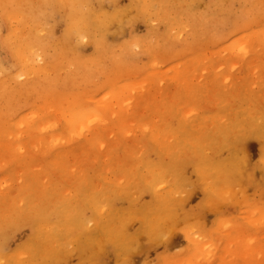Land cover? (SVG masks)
I'll use <instances>...</instances> for the list:
<instances>
[{
  "label": "bare ground",
  "instance_id": "bare-ground-1",
  "mask_svg": "<svg viewBox=\"0 0 264 264\" xmlns=\"http://www.w3.org/2000/svg\"><path fill=\"white\" fill-rule=\"evenodd\" d=\"M178 1H181L180 2L181 5L177 4V3H179ZM194 1H198V0H128V3H127L128 8L124 9L121 7L122 9H120V8H117L118 6L116 5L117 4L116 0H0V19L5 20L9 23V28L7 27L8 33H6V31L4 33H2L5 36H3L4 38H2L1 37L2 35H0V37H1L0 40L4 44H6L5 47L9 50V53L11 55L10 59L13 60L12 59V57H13L16 60L15 63L11 62L9 64H5V62L1 60L2 58H0V93L2 94L3 92H9L11 89L13 90V89L18 88L17 92L21 96L22 95L26 96L24 93L25 92L28 93L31 91L27 87L32 82L30 79L34 78L35 76H36L35 78L41 76L42 78L39 77L38 81L40 82V80H41L43 84H46V86L49 84L52 85L53 83L56 84L55 82H58L57 77L59 74L58 71H59V60H61L60 58H62V57L66 58L67 57V56L65 57V55L68 52L67 53H65V52H66V50L68 51V49H69V52L71 50L73 52L72 48H75L74 51L76 52V50H78L77 45H79L80 42L86 41V40L90 41L89 43H91L96 49H99L100 52H102V53L107 52L109 54L110 58H112L111 60L113 61L114 67L116 69H118V68H120V66L122 64L121 63L122 61L124 64H126V62H127V61L125 62L126 55H132L131 54L133 51L132 50V44H134V42L132 43V41L129 40V42H131L130 44L118 45L117 47H120V49L118 50L119 52L118 51L117 52L121 56L118 55L120 57L116 56L117 58H115L116 53L113 52L114 50H112V51L107 50L109 47L105 48V46H106L107 38H109V37L113 38L114 35L120 34V31L121 30L123 31L122 28L125 26L123 24L124 23L129 24V22L125 19V16L127 13L128 14L130 13L131 15H133L134 19H135V17L137 18L138 16H139L138 18L140 19V15L145 17L148 14V16H149V14H151V13H155L159 16L160 12H161V13L167 15V13L165 12L167 10V8H170V10L168 9L167 12L172 11L171 7L173 5L175 6L177 4L179 7L178 10H180V9L183 10V8L185 7L187 10L186 9H184V10H186L188 12V13L187 12L185 13L186 15L184 14V12H183V14L180 13V15L182 14V15L187 16V14H189V12L191 13L190 10L192 9L191 15L193 14L192 15V17H193L194 15H196L193 13V12H196V11H194L196 8L193 9V5L195 3ZM227 1L232 3V0H227ZM249 1H251L252 4L253 3L256 5L258 4L257 6H255L258 13L260 11L264 10V8H262V7L260 10L257 9L260 7V5L262 6V4H264L261 2V0H242V2H243L242 7L247 6V3ZM104 2L106 4L112 6V8L109 9V8H107L108 5H106V9H105L104 5H103ZM202 2H204V1H202ZM223 2H224L223 0H207L206 4L202 3L203 5L205 4V6H203L205 8V12L203 10V13L200 14L201 18H200V16H198V19L200 18V24L207 25V23L209 21V20L207 21V18H209L211 16L214 18L215 21H216V18H218V19H219V17L221 18L222 15H224V13H226L228 11V8L223 7V4L225 3V2L224 3ZM177 5L175 6L176 8H177ZM226 6H227V4H226ZM28 7H30L31 9L28 10ZM173 7H172V9H173ZM57 8L61 9L62 15H59V18H61L60 16H62L61 20L65 24V31L57 42L55 41V42L47 43L46 38L48 36H52L53 24L56 22L55 21L52 24V21H54L52 19H55L58 16V14L55 15V13L60 12L59 11L60 9L58 10ZM229 9H231V8H229ZM55 10H58L59 12H57ZM175 11L176 10H174V12ZM244 11L245 10L241 11V13H243ZM61 12H60V14H61ZM146 12H147V14H146ZM174 14H176V13H174ZM54 15L56 17H53ZM171 15H173V14H171ZM180 15H179V17H180ZM244 15H246V14H244ZM240 16H243V15H240ZM161 17H163V16H161ZM179 17L178 16L177 17L176 16H170V15L167 16V19H168L167 22L172 23V24H168V25H170V26L174 25L177 28L179 23H180V19H177ZM127 18H129V17H127ZM186 18L188 20V17H186ZM211 18H209V19H211ZM213 18H212V22H213ZM236 18H238V17H236ZM49 19H50V21H48ZM155 19H156V17H155ZM221 19H219V20H221ZM224 19H225V17H224ZM238 19H240V17ZM129 20H131V19H129ZM146 20H147V18H146ZM14 21L16 22V24H14L15 23ZM150 22L151 21H149L147 24H149ZM189 22H190V20H189ZM233 22H234V20H233ZM262 23H264V21H262ZM168 25H167V27H169ZM187 25L188 24H186L184 27V24L183 25L180 24V26H183V27H181V29L186 28ZM215 25H217V24L215 23ZM212 26H211V28H212ZM238 27H240V25H238ZM238 27H235V28H238ZM165 28H166V26H165ZM179 28H177V29L179 30ZM262 29H264V28H262ZM170 30H171V28H170ZM176 30L172 29L170 32L168 30V32L166 33L167 36L169 38H172V39H178V37H180V35L178 34L179 31L177 30V32H176ZM199 30L201 32V29H199ZM205 30L203 32H205ZM214 30H215V28H214ZM183 31H184L183 33H185V31H187V30L184 29ZM180 32H182V31H180ZM203 32H202V34H203ZM214 32H216V31H214ZM5 33L7 34V36ZM183 33H182V35H184ZM210 34H211V32H210ZM240 34H242V33H240ZM240 34H238L239 39H238V37L237 38L235 37V39H233L234 37H232L230 42L228 41V43L224 44V46L221 45V47L224 48V50H222V49L221 50L224 51V60L225 61H231L233 58L238 57V56L239 57L242 56L245 58L247 56L249 50H250L249 46L247 44H250L251 46L254 45L252 43L253 42L252 38H250L252 36L251 34L248 33L249 35H251L250 37H248L249 36L248 34H247L248 36H244L245 34L240 36ZM220 35H222V34H219V37H220ZM226 35H224L223 37L225 38ZM190 36H192V35H190ZM254 36H257V35H254ZM262 36H264V32H262L261 37ZM182 37H181V39L184 38V37L183 38ZM161 38L162 37L159 36L158 40H161ZM256 38H259V36ZM57 39H55V40H57ZM206 40H207V38H206ZM193 41H194V39L192 40V42ZM211 41H212V39H211ZM216 41L217 40L215 39V42ZM262 41H264V38H262ZM157 42H159V41H157ZM179 42H180V40H179ZM186 42H187V40H186ZM186 42H184V43H186ZM246 45L248 46V48ZM156 46H157V44H156ZM251 46H250V48L253 50V48ZM260 46H262V45H260ZM260 46H258V47H260ZM66 48H68V49H66ZM148 48H151V46H149ZM166 48H165V50H166ZM211 48H213V47H211ZM146 49H147V47H146ZM151 49H154V48L152 47ZM156 49L158 50V48H156ZM156 49L154 51L157 53ZM169 49L170 48H168V51H169ZM255 49L256 48H254V51H255ZM260 49H261V51L264 50V48H260ZM52 50H53V52H52ZM252 50H250L251 53L253 52ZM182 51L184 52V50H182ZM100 52H98V54H100ZM143 52L145 53V49ZM221 52L219 51V53H221ZM48 53L51 56L49 58H46ZM156 53L153 52L152 53L153 56ZM170 53H172V52H169L168 53L169 55H167V56L165 54L164 55L168 58V56H170ZM209 53H210V50H209L208 54ZM211 53H214V52L211 51ZM216 53L218 54V52H216ZM147 54H148V52H147ZM100 55L102 57V54H100ZM106 55L107 54H104V58L105 57L107 58ZM137 55H139V54H137ZM78 56L72 57L75 60H71L70 63L74 64L77 70H83L86 67L87 61L89 59H86L85 61L80 60L81 58H78ZM153 56H151V57H153ZM209 56H211V55L209 54ZM213 56L215 58L216 54L214 53L212 55V57ZM113 57L115 59H113ZM219 57L223 58V56H221V55L218 56L217 60H219V61H220ZM249 58H251V57H249ZM254 58L256 59V56ZM84 59H85V57H84ZM153 59H151V60H153ZM111 60L109 62H111ZM204 60H206V59H204ZM221 60L224 61L223 59H221ZM225 61L223 63H225ZM258 61H259V59H258ZM261 61H262V59H261ZM261 61H259V62H261ZM65 62H66L65 64L71 65L70 63H67L66 60H65ZM206 62H207V60H206ZM155 63L152 62L151 64L155 65ZM252 63H254V61ZM255 63H257V62H255ZM231 64H233V65L232 66L229 65L230 68L229 67L227 68L225 66L226 64L225 65L221 64L222 65V67H221L220 63L217 64L216 67L217 66L221 67V68L218 67L221 70H223L222 68L226 67V69H224L226 71V74H227V72L231 74L233 72L231 70V68L234 66L235 63H231ZM11 65H12V67H11ZM67 66H66V68H67ZM173 66H175V65H173ZM173 66H171V67H173ZM208 66H210V65H208ZM185 67H186V65H185ZM14 68H15V72L14 73L10 72ZM125 68H126V66H125ZM208 68L209 67H207V69ZM61 69H64V68H60V71H61ZM163 69H165V68H163ZM186 69H188V68H186ZM192 69H195V68L191 67L190 70H192ZM201 69H202L201 71L204 70L203 68H201ZM205 69H206V67H205ZM228 69H230V70H228ZM214 70H216V69H214ZM214 70L212 69V72H214ZM65 71L63 70V74ZM97 71H99V70H97ZM117 71L118 70H116V71L112 70L113 73H116ZM172 71L174 73L173 77L175 79L180 76V74H179L180 72L182 73V71L179 69H178V71L174 72V68H173ZM230 71H232V72H230ZM152 72H153V70H152ZM193 72H195V71H193ZM199 72H200V70H199ZM205 72H206V70H205ZM86 73H87V71H86ZM161 73L162 72H160V74ZM149 74H152L151 71H149ZM154 74H156V73H154ZM154 74H153V76H155ZM157 74L156 75L159 77L160 74L158 72H157ZM204 74H206V73H204ZM207 74H210V72ZM61 75H59V76H61ZM162 75H166V74H164V72H163ZM200 75L198 77H201ZM237 75H239V74H237ZM254 75H255V73H254ZM262 75H264V74H262ZM149 76H148V79H149ZM157 76H156V79H157ZM30 77H32V78H30ZM198 77H197V80H198ZM207 77L204 76L203 82L210 81L209 78L207 79ZM231 77L232 76H230V78ZM238 77L241 78L243 76H238ZM20 78H22L21 81H20ZM25 78H27V79H25ZM55 78H57L56 79L57 81L52 82L51 80H53ZM190 78H192V77L190 76ZM245 78H247V77H243V79H245ZM261 78H262V76H261ZM47 79H49V80L51 79V80L48 82ZM60 79L62 80L64 78L60 77ZM91 79H93V78H91ZM153 79L155 81L154 77H153ZM175 79H173V80H175ZM25 80L26 81L28 80V82L30 80V83L26 85ZM134 80H133V82L137 81L138 78H137V80H135V81ZM230 80H232V79H230ZM239 80H241V79H239ZM254 80H255V78L253 79V81ZM45 81H47L49 84ZM162 81H164V80H162ZM244 81L245 80H243V82ZM247 81L245 83H243L244 85L241 83V85L239 84L240 87H237L238 85L236 86V84L233 82H231L229 84V75L221 77V75L219 73H217L215 77L211 78V82L213 84L210 85L208 89L206 88L207 89L206 91L208 92L209 90H211V88H212L211 86H213L214 90H213V88H212V90L216 93H214V94L211 93L209 95H206V94L203 95L202 94V89L209 85L208 82H205L202 86H201V83L199 85V82H197L198 85L191 84L193 82H191L189 84L184 82L183 83L184 94L183 95H182V93H180L181 95L178 94L180 92V90H182V88L179 89V91L176 90V91H178L176 94V98H177L176 103H172V102L169 103L170 102L168 99L169 97L165 98V99L163 97H160V98L159 97H157V98L148 97L147 98V95L142 96L139 99L136 98L137 100H135L134 97L132 98L131 95L128 96V93H126V91H128V92L132 91V89H130V88L128 89V87H131L130 85H132L131 84L132 81L130 83L128 81L129 85L126 86L128 90L121 89L118 92V90L114 89L115 87L112 88L113 90L109 88V90H111V92L113 94L112 96L114 97V98H112L113 99L112 102H109L110 100H107L108 98H106V96L104 97V95L101 96V99L99 98L98 101L94 105L92 104V106H89V105H91L90 103L88 104V101L90 99L94 102L93 98H91V97L89 99L86 97L87 100H84V101H87V102L82 104L83 106L82 105L80 106V103L82 101H80V103L78 101L79 105H77L78 103H76V101L72 100V101H70V103L66 102V103H69L68 105L61 103V104H63L62 106L57 101L59 103L60 107H63L64 105L65 106L63 108L58 107V109L54 110V113L51 110L52 109L51 106H52L53 102H50V101H52V100L48 99L50 101L46 100L44 102V99L47 97L44 98L45 92L43 90L42 93L38 91L39 93L37 92L36 94H40V93L43 94V95L40 94L42 96V97L40 96V98L43 102V106H44L43 109L45 108V106L48 105L49 108L46 107L44 110H46L47 108H48L47 110H49L51 108L50 111H52V113H51L52 115L50 113H48L47 115L44 114V112H42L43 110L41 111L42 108L36 109L38 111V113H37V111L34 109L35 107L33 108L34 111L29 112L27 110L29 113L20 115L16 119V121H12V122L7 121V118H5L6 116L4 115V118L6 119V121L4 122V121L0 120L1 121V123H0V126H1L0 127V135H1V133H5L4 134L5 137L7 136V137H10L12 139L9 138L10 140L8 142L5 141L6 142L5 144H0V149H1L0 153L1 152L3 153L5 150H7L9 152V154H11L10 157L13 156L10 160H14V161H16V158L10 152L14 153L13 150H16L17 148H19L21 146L23 148L28 146L27 149H30V150L24 149V152H26L25 150L31 151L33 149H36V150L41 149L39 151L43 152L45 150L46 155L48 154V152H47L48 148L49 149L54 148V150L56 149L58 151L53 152L54 150L52 151V149L49 151L53 152L50 154V156L56 157V158H58V157L61 158V156H65L64 155L65 153H66V155L69 152L71 153L74 150L73 148H75L74 146L73 147L70 146L74 140H75L74 143H76V141H77V143L80 142L78 144H80V146L82 148H85L88 151L90 150L91 152L94 151L93 154L89 151L92 154L91 156H93L95 153H97L102 148L106 150V148H104V147H107L106 142L108 141L107 142L108 146L111 144V143L109 144V142L111 140H106V139L107 138L109 139V135L113 133L112 132L113 128L116 129V132L121 137L123 135H125L124 133H127L126 131H124L126 128V125L131 123L132 120L134 121V118H132V119L129 118L130 116H132V112H130L131 110L128 111L129 107L133 106V105L134 106L135 105H142L144 109H146V108H147V110L151 109L150 110L151 112L155 111V112H157V114L160 113V115H163L164 113H165L164 115L174 114L175 117L178 116V118H180V123H179V126L175 127V128H167L169 126H167V127L165 126L166 129H164V127L161 126L160 130H162V131H159V132H161V134H158V139H157V137L151 138L153 136L152 131L149 132L150 134L148 137L147 136L144 137V135H142V137H144L145 139H148L149 142L146 141L144 143V146H142L143 144H140L141 146L138 145L140 147L139 150L144 151V152L147 150H149V151H155L156 150V152L159 153L158 150H161V149L163 150V147H164L167 155L170 157V162L166 163L165 165L160 163L157 166V164L159 163L158 162V163H155L156 165L150 166L147 162H144L142 164L143 167L146 168L145 170L150 172V175L148 177H146L147 175L145 174V172H147V171H145L144 174L141 175V172H143L144 170L141 172L139 170V172H138V171H136V170H138L137 169L138 167H137V168H133L132 171L130 170L129 172H126L127 174H129V178L125 182H123L124 179L122 178L123 177L122 176L121 177L122 180L119 179L120 177L117 178V180H119L118 182L111 184L110 183L111 181H110L107 183L106 180L108 178L106 179V177L104 176V174H106V172L108 170V169H106V166H107L106 160H103L104 158L103 159L101 158L102 162H99L98 158H96L98 166H96V167L94 166L92 168L93 161H91V163H89V166H88V170H89V167H91L90 169H92V171H93V172H91V175H93L94 177H88L89 180H88V178H86L85 180L80 181V183L82 182L81 184H78L77 182L74 184H71V185H69V188H67V189L64 188L65 185L59 189H57V188L48 189L46 187H43L44 185H42L41 187H39L37 189L36 186L34 187V184L36 183L37 186L41 185L40 182L37 181V178L40 175L38 176L35 173L37 175L36 176V175H34V172L30 173V175L28 174L29 178L25 182L26 184H29V186H26V184L25 185L21 184L22 180L20 182L21 187L26 188L25 189L26 192L23 193L24 196H21L18 194L14 195V193L16 191L15 192L12 191L11 192L12 197H9V196H11L10 194H8V195L4 194V192H2L0 189V240L2 239L4 241L5 237L9 236V235H7L6 230L15 229L17 226L16 224L19 225V220H22V219H23L22 221L28 220V224L30 226V233H31L29 236V239L26 240L27 241L26 246H27V248L29 247L28 252L25 253L23 256H21L20 257L21 259H19L18 253L15 252L13 254L12 251H9L5 257H3L0 254V264H54V263L56 264L55 260H57V264H58V263H60L58 261L63 260L64 257H63V259L62 258L56 259L55 256L57 255L56 254L57 251H60V252L62 251L61 253L58 252V254H61L64 256V254H62L63 252L71 253V252H74L73 250H76V248L79 250L78 251V254H79L78 257L79 258H78V261H76V262H79V264H102L101 260L99 259V256H101V255H99V253H101L105 249L106 245H108L110 247V249L113 251V254H114L116 262H117L116 264H118V262H120V263L125 262L126 263V262H128L127 260H129V258H128L129 254H131V255L134 254L132 252L133 249L135 250V247H137V245H139L138 242H140L139 237L141 236V234L148 235L151 238V240H153L156 238L155 235L160 230V228L163 229V228H165V226L167 224L174 222V219L177 217L176 216L177 212L181 211L184 215L189 212V209L184 210V207H183L187 201L185 195L190 193L191 189L193 190L192 187L195 186L196 183L199 185V188H201L199 190L202 191V201L203 202L200 201V202H202V203H200V208H199L200 210L204 206L208 208L211 205V203H213L214 198L216 199V196H218L219 194H220V197L222 195V198H223L220 201H223L226 197H227V199L230 197L229 194L231 193V191L234 190L233 192H235V190L239 189V188H240L239 189L240 191H238V193L236 195H234V197L236 199H239L241 197L243 199V197H245V195H248V197H249V194L254 195L253 193H255L254 191L256 188L254 189V191L251 189L253 193L251 192L248 194V192H247V194H245V195L243 194L244 196H242L241 194L243 193V191L247 185H252L251 184V176L254 175L253 171L258 170L259 172L258 171L257 172L262 176V177H260V175H259V177L261 179H264V158H261L262 155H264V154H262V151H264V135H261V137L258 138V136H259L258 133L264 134V130H262V128H261L262 131L258 130V128H259L258 126L259 125L261 126V124H259V121H264V102H261V101L259 102V104H261L260 109L259 108H253V109H258V110L251 109L250 107H252V105L251 106L248 105L250 102L249 103L246 102L247 105L241 106L242 101H245V100L248 101V99L250 98V91L249 90H251V89H249V86H253L252 83H251L252 85L247 86V83H248ZM16 82H18V83H16ZM20 82H21V84H20ZM50 82H52V84ZM181 82H183V81H181ZM10 83H13L14 85L16 83V85H18V84H20V85L16 86L17 88L16 87L13 88V85ZM137 83L139 84V82H137ZM31 84H33V83H31ZM43 84H38V86L37 85L36 86L33 85V86H34V88L37 87L39 89H40L39 86H41V91L44 88L49 89V90H46V92H48V91H51V88L54 85L53 84L51 86V88H49L50 85L47 88H46V86L45 87L43 86V88H42ZM138 84H136V85L139 87L140 84L139 85ZM105 85H106V87L108 86L107 84H105ZM115 85H116V83H115ZM134 85H135V83H134ZM93 86H95V85H93ZM102 86L103 85H100V88ZM133 86H132V88H133ZM24 87H26V88H24ZM31 87L32 86H29L30 89H31ZM144 87H146V86H144ZM144 87H143V89H144ZM164 87L166 88V86H164ZM173 87H174V90L177 89V88H175L176 86H173ZM139 88L141 90V87H139ZM2 89H4L5 91L3 90V92H2L1 91ZM143 89L141 91H143ZM169 89H170V86H169ZM26 90H29V91H26ZM52 90L55 91L56 89L54 90V88H52ZM261 90H262V88H261ZM33 91H34V89H33ZM144 91H145V89H144ZM158 91L161 92L162 88L158 89ZM109 92L110 91L107 92V95L109 94ZM166 92H168V88H167ZM14 93H16V90H14L13 94ZM134 93H135V91H134ZM222 93L225 94L224 97L221 96ZM236 93H238V94L236 95ZM1 94H0V97H3V96L5 97V94H3L2 96H1ZM19 94H16V95H19ZM58 94H57V97H58ZM102 94H104V93H102ZM124 94H125V96H124ZM170 94H172V93H170ZM28 95H29V93H28ZM61 95L62 94L60 93L59 96H61ZM88 95H90V94H88ZM100 95H99V97H100ZM137 95H139V94H137ZM137 95H135V96H137ZM214 95H215V97H213ZM255 95H257V91H256ZM19 96H17V97H19ZM45 96H47V95H45ZM155 96H156V94H155ZM208 96H211V97H208ZM11 97H8V99L9 98L11 99ZM251 97H253V96H251ZM24 98L25 99L27 98V100L25 102L30 103L28 100V97H24ZM253 98H254V102H255V97H253ZM259 98L264 99V94H262V96ZM58 99H61L62 102L64 100L62 98V96L59 97ZM61 100H59V101L61 102ZM236 100L238 102L237 103L238 107L234 110V107H232L233 105L230 107L228 102L233 103ZM6 101H4L3 103H5ZM67 101H69V100H67ZM207 101L210 104L207 103L206 105H208V104H209V106L211 105L213 107L214 111L213 112L210 111L212 109L210 106L209 107L210 109L206 110V111H208V113H203V115L202 114L197 115L199 113L195 112L196 106L199 103L202 104L203 102L206 103ZM250 101L252 103L253 99L251 100V98H250ZM25 102H23V103L28 104ZM47 102H48V104H47ZM49 102L51 103L50 104L51 106L49 105ZM64 103H65V101H64ZM86 103L88 104L89 107H87ZM12 105H13V103L12 104L10 103V106H12ZM56 105H58V104L56 103L55 105H53L55 107H53V106L52 107L56 108ZM10 106L8 105V107H10ZM234 106H236V105H234ZM38 107H39V105H38ZM133 107H131V108H133ZM12 108H13V106L10 107V109H12ZM66 108L67 109L70 108V109L66 110ZM206 108L207 107H205V109ZM39 111H40V113H43V114H40ZM58 112L60 115L58 114V116H55L56 113H58ZM138 116L139 115H137V117ZM197 117H198V119H197ZM8 118H12V117H8ZM178 118L176 117V119H178ZM257 118H259V119L262 118V120H259ZM126 119L128 120V122H126L127 121ZM130 119H131V121H129ZM256 119H257V121L255 122L254 120H256ZM136 121L137 120L135 119V122ZM173 121H175V120H173ZM139 124L142 126V127L140 126L141 132H143L144 134H145V131L151 130V129H147V130L145 129L147 127L142 125L141 119L139 120ZM262 124H264V123H262ZM60 125H62V127ZM163 125H164V123H163ZM58 126H60L61 128L57 129ZM128 126H130V125H128ZM152 128H154V127H152ZM200 128L204 129V130L200 131L201 130ZM130 129L132 130L131 127H130ZM32 131H34L35 134L30 136V134H33ZM196 131H199L198 134L196 133L195 135H193L194 132H196ZM14 134H16V136H14ZM23 134L29 135V139L27 141H24L26 137H23L24 139L22 138L21 135H23ZM159 135L161 138L159 137ZM196 135H198L199 138H195L194 136H196ZM13 137H14V139H13ZM249 138L250 139L254 138V140H256L259 143V151L261 152V155H260L261 157L258 156L259 160L254 161L252 163L251 171L247 172V171L243 170L242 165L245 164L250 157L248 154L249 150H247L250 148V147H247L249 145V144L247 145V143H248L247 141L249 140ZM116 141H117V139H116ZM74 143H72V144H74ZM127 143H129V142H127ZM132 143H134V142H132ZM78 144H76V146ZM112 145H114V144H112ZM159 146H161L162 148ZM157 147H159V148H157ZM79 148H78V150L81 153L83 150H85V149H82V151H80L81 149H79ZM109 148H111V147H109ZM103 149H102V151H100L101 153L103 151L106 152ZM21 150H22V148H21ZM7 151H5V152H7ZM63 151H64V153H62ZM76 152H78V151L72 152L73 155L77 156ZM104 152L102 154H104ZM129 152L131 153V151H129ZM163 152H164V150H163ZM28 153H26L25 156H27ZM34 153H32V151H31V153H29L28 157L30 156V160L32 159L31 154L34 155ZM45 153H43V154L45 155ZM59 153L61 154L60 156H58ZM83 153H85V152L83 151ZM90 153H87V156H89ZM101 153L98 152L97 154L99 156L97 155L96 157H100ZM122 154H123V152H122ZM143 155H144V153H143ZM130 156H131V154H130ZM103 157H105V154ZM164 157H165V155H164ZM47 158H49V157L47 156ZM63 158L64 157H62V160H63ZM139 158H140V155L137 159H139ZM157 158H158V156H157ZM166 158H167V156H166ZM181 158H183V159L180 160ZM7 160H8V158H7ZM26 160H22L23 161L22 164H26L28 161H30L29 158H28V161H26ZM90 160H94V162H95V159L89 158V162H90ZM2 161H3V159L0 162H2ZM70 161H73L72 158ZM44 164H46V163H44ZM73 165H75V164H73ZM94 165H96V163ZM114 165H115V162H114ZM136 165H138V164H136ZM185 165H190L191 171L194 173L193 176H194V179L196 181L195 185L193 182L191 184H190V182L187 183V181H189V179L182 177L184 172L182 173V171H180V170H181L182 166H184V168H186L187 166L185 167ZM139 166H140V164H139ZM35 167L36 166H34V168ZM38 167L39 166L37 165L36 168H38ZM245 167H246V165H245ZM31 168H33V167H31ZM69 168H71V167H69ZM124 168H126V167H124ZM72 169H73V167H72ZM72 169H70V170H72ZM19 172H20V170H19ZM87 173H88V171H87ZM58 174L61 175L60 172ZM80 174H81V171H80ZM115 174H117V173H115ZM144 175L146 178L142 177ZM3 177H5V176H3ZM254 177H255V175H254ZM43 179H44V177H43ZM43 179H42V181H43ZM61 179L63 180L64 178L62 177ZM67 179L68 180L71 179V183H73L72 178H67ZM80 179H82V178H80ZM98 179L101 180L100 182H102L100 185L99 184L93 185L90 182L92 180L95 181ZM77 180H79V179H77ZM254 180L257 181V179H254ZM242 181L246 185L245 188H244V186L241 187V185L243 183L239 184ZM7 184H8V182H7ZM185 184L188 186L187 190H189L186 192L187 194L184 193V191L186 190ZM2 185H3V183H2ZM4 185H5V183H4ZM238 185L240 186L239 188H237ZM17 186H18L17 188L20 187L19 185H17ZM253 186L255 187L256 185H253ZM231 187H234V188H232V190H231L230 189ZM51 188H53V187H51ZM228 188L230 191H227ZM72 189H74L76 191H74ZM144 190H148L151 192V197H150L151 200L149 202H142L141 201L142 203H140L138 200V197L139 198L141 197L140 195H141L142 191H144ZM223 191H224V193H223ZM258 191H261V190H258ZM221 192H222V194H221ZM239 192H242V193H239ZM223 195H224V197H223ZM237 195L238 196L241 195V196L236 197ZM123 196L128 201V204L126 203L127 205L122 206V207L114 206V203H112V202H114V199L121 198ZM231 196H233V194ZM124 197H123V199H124ZM234 197H231L228 200V201H230L229 202L230 204H231V199L233 200V203L235 202L234 200H236V199H234ZM239 200H241V199H239ZM239 200H237V201H239ZM245 200H246V198H245ZM250 200H252V196H251ZM250 200H247V201H250ZM257 200H259L260 202L262 201L260 199H257ZM247 201H244V200L239 201L241 203H237L236 207L238 208V204L239 205L240 204L241 205L242 204H249L251 202L250 201L248 203ZM214 202H216V200ZM243 202H245V203H243ZM78 204H79V206H77ZM81 204H84L86 206V208L88 209V212H89L88 215L87 214L86 215L80 214L81 213L80 207L82 206ZM254 204H255V202H254ZM257 204L259 206V203H257ZM207 208H205V209H207ZM256 208H258V207H256ZM261 208H264V207H261ZM209 209H211V208H209ZM215 209L219 210L218 206ZM226 209L227 208H225L224 211ZM260 209H258L257 211H259ZM211 211H212V209H211ZM262 211H264V210H262ZM262 211H259V213ZM27 212H32L35 214V216H28V214H26ZM262 214H264V213H262ZM197 216H198V214H197ZM244 216L247 218L249 217V215L246 216V213ZM251 216H252V214L250 213V217ZM259 216H261V214ZM262 216H264V215H262ZM53 217H54V219H53ZM71 217L73 218V221L75 219H76V221L73 222L71 220ZM223 217H224V215H223ZM223 217H222V219H224ZM24 218H26V220H24ZM192 218L197 220V217L196 218L192 217ZM219 218H221V217H219ZM262 218H264V217H262ZM52 219H53V221H51ZM251 219H252V217H251ZM253 219H255V217H253ZM257 219H258V216L255 220H257ZM226 220H228V219H225L221 222H224ZM255 220H253L254 224H255ZM260 220L261 219H259V221ZM133 221H134V223H135V221H137V227L135 226L136 228L134 227L135 229L133 228L132 231H127L128 224L130 222H133ZM219 221L220 220L218 219L216 222H219ZM261 221H260V223H261ZM262 223H264V221H262ZM226 224H230V222H227ZM231 224H232V222H231ZM170 225H173V224H170ZM170 225L168 227L169 231L170 230L173 231L174 228L170 229ZM221 225H222V223H221ZM223 225H225V224H223ZM157 226H159L160 228L156 229ZM185 226H183L184 230L186 229ZM203 227H204V225H203ZM237 227H239V225H237ZM129 228H130V225H129ZM168 228H166V230H168ZM201 228H202V226H201ZM225 228H226V226L222 227V229H225ZM234 228H236V227H234ZM183 229L181 231H183ZM189 229H186V231L188 232ZM166 230H160V232L163 231L165 234L167 233L166 236H168V234H170L171 232L170 233L168 231L166 232ZM192 230L193 229H191L190 231H192ZM186 231L182 232V233H184V237H185V234L187 235L188 233H190L188 236H190L193 233L197 234V232L191 233L189 231L187 233ZM8 234H11V231H10V233L8 232ZM165 234H163V235H165ZM196 234L194 237L190 236V239L188 238V236H187V238L186 237L185 238L191 242H192L191 238H193V242H192L194 244L193 246H195L196 244L197 245L199 244L198 248L202 249V246L201 247H199V246L203 245L205 247L206 244L204 245L203 243H206L207 240H203L204 242L200 243V242H202V240H199V237H201V235H198L199 237H197ZM237 235H239V234H237ZM260 235L262 236L261 233H260ZM239 236H241V235H239ZM255 236H258V235L256 234ZM195 237H197V239H195ZM202 237L205 238L206 236L204 237L202 235ZM202 237H201V239H203ZM246 237H248V236H246ZM253 237H254V234H253L252 238ZM250 238H248V239H250ZM252 238H251V241H252ZM161 239H163V238H161ZM246 239H244V240H246ZM262 239H264V238H262ZM196 240L197 241L199 240V242H197ZM236 240H233V241H236ZM251 241H249V242H251ZM155 242H156V240H155ZM170 242H168V243H170ZM176 242H178V241H176ZM229 242L227 244H229ZM245 242L246 241H244V243ZM192 243H190V244H192ZM23 244H21V245H23ZM81 244L90 250V253L89 252L86 253V254H89V257L84 252V255H86V257H88V258L85 257L86 259H83L84 258L83 257V250L84 249L83 250L81 249ZM207 244H208V242H207ZM215 244L217 245L216 240H215ZM249 244H247V245H249ZM216 245H214V246H216ZM0 246L2 247V245H0ZM177 247H179V246H177ZM244 247H246V246H244ZM244 247H243V250L245 249L244 251H247L246 248H244ZM17 248H20V247H17ZM195 248L196 247H194L192 250L195 251L197 249V248L196 249ZM214 248H213V250H215ZM137 249H139V247ZM181 249H182V247H181ZM205 249H206V253L208 252L207 254L209 255V251L207 250V248H205ZM209 250H210V248H209ZM240 250H242V249H240ZM0 251H1V249H0ZM20 251L21 250H19L17 252H20ZM191 251H190L189 255H192L193 251L192 252ZM3 252H5V251H3ZM164 252H165V250H164ZM200 252H202V250H200ZM211 252H212V250H211ZM246 253L244 255L247 256ZM76 254H77V252H76ZM223 254H224V252H223ZM257 254L259 255L260 252ZM61 255L59 257H61ZM71 255L72 254H70V256ZM70 256H69V258H70ZM197 256H199V255H196V257ZM204 256H206V255H204ZM262 256H264V255H262ZM230 257H232V256H230ZM69 258H67V259H69ZM255 258H256V256H255ZM262 258H264V257H262ZM197 259H198V257H197ZM226 259H228V258H226ZM181 262H182V260H181ZM184 264H187V263H184ZM188 264H190V263H188Z\"/></svg>",
  "mask_w": 264,
  "mask_h": 264
},
{
  "label": "rangeland",
  "instance_id": "rangeland-1",
  "mask_svg": "<svg viewBox=\"0 0 264 264\" xmlns=\"http://www.w3.org/2000/svg\"><path fill=\"white\" fill-rule=\"evenodd\" d=\"M202 1H204V2H202ZM226 4H227V6H226V4L224 3L223 4V7L225 8H228V11L226 12V13H224V15H222V19L219 17V19H221V20H219L218 18H216V21L214 20V18H213V22H212V18L211 17H209V18H211V19H209V18H207V21H208V23H207V25H203V24H200V18H201V16H200V14L201 13H203V10H204V12H205V8L203 7V6H205V4L207 3V0H198V1H194L195 3H194V5H193V9H195L194 11H196V12H193L194 14H196V15H194L193 17H192V15H191V13H192V9L190 10L191 11V13L189 12V14H187V16H185L186 14V8L184 7L183 8V10L184 9H186V10H182V9H180V10H178L179 9V7H178V5L180 4V2L181 1H178L179 3H177L176 5H177V8L174 6H172L173 7V9H172V7H171V10L172 11H169V12H167L168 11V9L170 10V8H167V10L165 11L166 13H167V15L166 14H163V13H161L160 12V17L157 15V14H155V13H151V14H149V16H148V14H147V12H146V16L145 17H143L142 15H140V19L137 17H135V19H134V16L133 15H131L130 13L128 14H126V16L127 17H129V18H127L126 16H125V19L129 22V24H123V25H125L122 29H123V31L121 30L120 31V34H117V35H114L113 36V38L112 37H109V38H107V41H106V46H105V48H107V47H109L107 50H114L113 52L114 53H116L115 54V58H117V57H120L121 55L120 54H118V50L120 49V47H117L118 45H122V44H124V45H127V44H130L131 42H129V40L130 41H132V43L134 42V44H132V55H126V59H125V62H126V64H124L123 63V61L121 62L122 64H121V66H120V68H118V69H116L115 67H114V65H113V61L111 60L112 58H110V56H109V54L107 53V52H105V53H102V52H100V50L99 49H96L91 43H89L90 41H88V40H86V41H82V42H80V44L79 45H77V47H78V50H76V52L74 51V49L75 48H72L73 49V52H72V50L69 52V49L68 48H66V49H68V51L66 50V52L65 53H67L66 55H65V57L66 58H64V57H62V58H60L61 60H59V74H58V79L57 78H55V79H53V80H51L52 82H55V81H57L58 80V82H55L56 84H52V82H50L52 85H53V87L52 88H54V90L55 91H53L52 90V88H51V86L52 85H50L48 82L50 81L49 79H47V81H45V82H47L49 85H50V87L49 88H51V91H48V92H46V90H49V89H42V91H41V86H39L40 87V89L39 88H37V87H35L34 88V86H38V84H43L42 83V81L40 80V82L38 81V78L39 77H41V76H39V77H37V78H35L34 76V78H32V77H30V78H32V79H30L32 82L31 83H33V84H31L30 83V80H29V82H28V80L26 81L25 80V83H26V85L27 84H29V86H32L31 87V89L29 88V86H27L28 87V89L29 90H31L30 92H28L29 93V95H28V93H26L25 91V95L26 96H24V95H20L18 92H17V90H18V88L16 87V86H19L20 84H21V82H20V84H18V85H16V83H18V82H16L15 83V85L13 84V83H10V84H12L13 85V88H17V89H11L9 92H3V90L4 89H2L1 91L3 92L2 94H1V96L3 95V94H5V97L3 98V97H0V120L1 121H6V119L5 118H7V121H10V122H12V121H16V119L20 116V115H22V114H27V113H29V112H31V111H34V109L36 110V109H39V108H42L41 109V111L42 112H44V114H48V113H52V111H53V113H54V110L55 109H58V107L59 108H63V107H60V105H59V103L61 104V103H63V104H69L70 103V101H72V100H74V101H76V103H78V101H79V103H80V101H82L81 103H80V106L82 105V104H84L85 102H87V101H84V100H87V98L89 99L90 97L91 98H93V100H94V102L90 99L89 101H88V104L90 103L91 105H89V106H92V104L94 105L97 101H98V99L100 98L101 99V96H103L104 95V97L106 96V98H108L107 100H110L109 102H112V98H114L112 95V92H111V90H109V88L110 89H112V88H114V89H116V90H118V92H119V90H121V89H126V90H128L129 88L130 89H132V91H126V93H128V96H132V98L134 97L135 98V100H137V99H139V98H141L142 96H146L147 95V98L148 97H150V98H157V97H163L164 99L165 98H168L169 99V103H176V100H177V98H176V94H177V92L179 91V89H181L182 88V90H180V92L178 93V94H180V93H182V95L184 94V92H183V83L184 82H186L187 84H189V83H191V82H193V83H191V84H195V85H198V83L197 82H199V85H200V83H201V86L205 83V82H208L209 83V85L208 86H206L205 88H203L202 89V94L204 95V94H206V95H209V94H211V93H216V92H214L213 90H214V87L213 86H211L212 88H213V90H212V88H211V90H209L208 92L206 91L208 88H209V86L210 85H212L213 83L211 82V78H213V77H215L216 76V74L217 73H219L220 75H221V77H224V76H228L229 75V84L231 83V82H233V83H235L236 84V86L237 87H240V85H241V83L243 84V83H245L247 80V86L248 85H252L253 84V86H249V89H251V90H249L250 91V98H251V100L253 99V101H252V103H251V101H250V98L248 99V101L247 100H245V101H242L241 102V106H244V105H247V103H249L248 105H252V107H250L251 109H253V108H259L260 109V107H261V104H259V102L261 101V102H264V99H262V98H259V97H261L262 96V94H264V75H262V74H264V50H262L261 51V49L260 48H264V41H262V38H264V36H262L261 37V34H262V32H264V29H262V28H264V23H262V21H264V10H262V11H260L259 13H258V11L256 10V7L255 6H257L256 4H252V2L251 1H249L248 3H247V6H245V7H242V4H243V2H242V0H232V3H230L229 1H227V0H223ZM260 2V1H259ZM261 2L262 3H264V0H261ZM260 2V3H261ZM116 5L118 6H116L117 8H120V9H122V8H124V9H127L128 8V6H127V3H128V0H116ZM202 3H205L204 5L202 4ZM261 3V4H262ZM104 8L106 9V5H108V4H106L105 2H104ZM181 5V4H180ZM183 5V4H182ZM201 5V6H200ZM253 7H252V6ZM110 5H108L107 6V8H109V9H111L112 8V6H110ZM122 7V8H121ZM255 7V8H254ZM261 7L262 8H264V4H262V6L260 5V7L259 8H257V9H261ZM229 8H231V9H229ZM29 9H31L30 7H28V10ZM58 10L60 9V8H57ZM58 10H55V11H57V12H61V9L58 11ZM174 10H176L175 12H174ZM179 12H178V11ZM236 10V11H235ZM243 10H245L243 13H241V11H243ZM63 11V10H62ZM247 11V12H246ZM249 11V12H248ZM60 12L59 13H55V15H57L58 14V16L56 17L55 15L53 16V17H56L55 19H52V20H54V21H52V24H53V34H52V36H48L47 38H46V42L47 43H51V42H57L58 40H59V38L63 35V33H64V31H65V24L63 23V21L61 20V18H62V16H60L61 18H59V15H62V12H61V14H60ZM183 12H184V14L185 15H182L183 14ZM174 13H176V14H174ZM180 13H182L181 15H180ZM188 13V12H187ZM171 14H173V15H171ZM180 15V17H179V15ZM244 14H246V15H244ZM156 15V16H155ZM178 16L179 18H177V19H180V23H179V25H178V27L177 28H179V30L176 28V26H174V25H172V26H170V25H168V24H172V23H170V22H167L168 21V19H167V16ZM238 15V16H237ZM240 15H243V16H240ZM161 16H163V17H161ZM198 16H200V18L198 19ZM246 16V17H245ZM155 17H156V19H155ZM186 17H188V20H187V18ZM224 17H225V19H224ZM229 17V18H228ZM236 17H240V19H238V18H236ZM144 18V19H143ZM146 18H147V20H146ZM158 18V19H157ZM60 19V20H59ZM129 19H131V20H129ZM154 19V20H153ZM197 19V20H196ZM236 19V20H235ZM135 20V21H134ZM158 20V21H157ZM164 20V21H163ZM189 20H190V22H189ZM233 20H234V22H233ZM48 21H50V19L48 20ZM133 23H132V22ZM145 21V22H144ZM147 21V22H146ZM149 21H153L152 23L150 22L149 24H147ZM198 23H197V22ZM238 21V22H237ZM248 21V22H247ZM15 22V21H14ZM13 22V23H14ZM127 22V23H128ZM159 22V23H158ZM182 22V23H181ZM206 22V21H205ZM223 22V23H222ZM3 23V24H2ZM166 23V24H165ZM202 23V22H201ZM215 23L217 24V25H215ZM242 23V24H241ZM12 24V23H11ZM14 24H16V22L14 23ZM156 24V25H155ZM180 24L181 25H183L184 24V27H185V25L186 24H188L187 26H186V28H184L185 30H187V31H185V33H183L184 31V29L182 28L181 29V27H183V26H180ZM153 25V26H152ZM167 25L169 26V27H167ZM213 25V26H212ZM219 25V26H218ZM238 25H240V27H238ZM242 25V26H241ZM258 25V26H257ZM56 26V27H55ZM165 26H166V28H165ZM211 26H212V28H211ZM216 26V27H215ZM2 27V28H1ZM9 28V23L7 22V21H5V20H2V19H0V35H2L1 37L2 38H4L3 36H5V35H3L2 33H4L5 31H6V33H8V28ZM193 27V28H192ZM209 27V28H208ZM235 27H238V28H235ZM114 28V27H113ZM168 28V29H167ZM170 28H171V30L172 29H177L178 31H179V35H180V37H178V39L180 40V42H179V40L178 39H172V38H169L168 36H167V32H168V30H169V32L171 31L170 30ZM203 28V29H202ZM208 28V29H207ZM211 28V29H210ZM214 28H215V30H214ZM233 28V29H232ZM7 29V30H6ZM55 29V30H54ZM199 29H201V32H200V30ZM206 29V30H205ZM258 29V30H257ZM261 31H260V30ZM177 30H176V32H177ZM196 30V31H195ZM205 30V32H203ZM226 32H225V31ZM236 30V31H235ZM249 30V31H248ZM251 30V31H250ZM257 30V31H256ZM180 31H182V32H180ZM207 31V32H206ZM214 31H216V32H214ZM224 31V32H223ZM231 31V32H230ZM253 31V32H252ZM174 32V31H173ZM202 32H203V34H202ZM210 32H211V34H210ZM219 32V33H218ZM5 33V34H6ZM182 33L184 34V35H182ZM201 33V34H200ZM216 33V34H215ZM240 33H242V34H240ZM251 34V35H249V34ZM257 33V34H256ZM142 34V35H141ZM177 34V35H178ZM208 34V35H207ZM219 34H222V35H220V37H219ZM227 34V35H226ZM238 34H240V36H242V35H244V36H248V37H250V38H252V43L254 44L253 46H251L250 44H247L248 46H249V49L250 50H252L251 48H250V46L253 48V52L251 53V51L249 50V52H248V54H247V56L244 58V57H242V56H238V57H235V58H233L231 61H225L224 60V51H222V50H224V48H222L221 47V45H223L224 46V44H227L228 43V41L230 42L231 41V38L232 37H234L233 39H235V37L237 38L238 37V39H239V35ZM248 34V35H247ZM257 35V36H254V35ZM187 37H186V36ZM190 35H192V36H190ZM218 37H217V36ZM224 35H226L225 36V38L223 37ZM236 35V36H235ZM238 35V36H237ZM6 36H7V34H6ZM118 36V37H117ZM151 36V37H150ZM159 36H161L162 38H161V40H158V37ZM184 38H183V37ZM259 36V38H256V37H258ZM0 37V38H1ZM181 37L183 38V39H181ZM50 38V39H49ZM58 38V39H57ZM149 38V39H148ZM157 38V39H156ZM187 38V39H186ZM206 38H207V40H206ZM209 38V39H208ZM48 39V40H47ZM55 39H57V40H55ZM112 39V40H111ZM137 39V40H136ZM156 39V40H155ZM163 39V40H162ZM194 39V41L192 42V40ZM211 39H212V41H211ZM215 39L217 40L216 42H215ZM254 39V40H253ZM146 40V41H145ZM186 40H187V42H186ZM205 40V41H204ZM242 40V39H241ZM88 41V42H87ZM143 41V42H142ZM150 41V42H149ZM157 41H159V42H157ZM161 41V42H160ZM211 41V42H210ZM214 41V42H213ZM257 41V42H256ZM129 42V43H128ZM156 42V43H155ZM184 42H186V43H184ZM189 42V43H188ZM262 42V43H261ZM46 43V44H47ZM82 43V44H81ZM108 43V44H107ZM168 43V44H167ZM174 43V44H173ZM177 43V44H176ZM205 43V44H204ZM258 45H257V44ZM156 44H157V46H156ZM83 45V46H82ZM111 45V46H110ZM147 47V49H146V47ZM169 47H168V46ZM199 45V46H198ZM246 45V46H247ZM260 45H262V46H260ZM6 46V44H4L1 40H0V58H2L1 60L2 61H4L5 62V64H9V63H15V59L12 57V59L13 60H11L10 58H11V55H10V53H9V50L5 47ZM76 46V45H75ZM82 46V47H81ZM142 46V47H141ZM149 46H151V48L153 47L154 49H151V48H148ZM177 46V47H176ZM182 46V47H181ZM204 46V47H203ZM248 46H247V48H248ZM255 46V47H254ZM258 46H260V47H258ZM74 47V46H73ZM80 47V48H79ZM90 47V48H89ZM114 47V48H113ZM167 47V48H166ZM211 47H213V48H211ZM215 47V48H214ZM221 47V48H220ZM136 48V49H135ZM139 48V49H138ZM156 48H158V50L156 49ZM165 48H166V50H165ZM168 48H170L169 49V51H168ZM219 48V49H218ZM254 48H256L255 49V51H254ZM259 48V49H258ZM55 49V48H54ZM117 49V50H116ZM144 49H145V53L143 52L144 51ZM157 50V53L154 51V50ZM188 49V50H187ZM191 49V50H190ZM222 49V50H221ZM147 50V51H146ZM165 50V51H164ZM171 50V51H170ZM182 50H184V52L182 51ZM208 50V51H207ZM209 50H210V55L211 56H209V54H208V52H209ZM214 50V51H213ZM217 50V51H216ZM7 51V52H6ZM118 51V52H117ZM182 51V52H181ZM205 51V52H204ZM211 51L212 52H214L215 54H216V56H215V58H214V56L212 57V55L214 54V53H211ZM219 51L223 54H221V53H219ZM52 52H53V50H52ZM72 52V53H71ZM98 52H100V54H102V57H101V55L100 54H98ZM140 52V53H139ZM147 52H148V54H147ZM156 53L154 56H153V54L152 53ZM162 52V53H161ZM169 52H172V53H170V56H168V58L166 57L167 55H169L168 53ZM216 52H218V54L216 53ZM64 53V54H65ZM79 53V54H78ZM143 53V54H142ZM159 53V54H158ZM75 54V55H74ZM80 56H78V55ZM90 54V55H89ZM104 54H107L106 56H107V58L105 57L104 58ZM135 54V55H134ZM137 54H139V55H137ZM146 54V55H145ZM166 56H165V55ZM208 54V55H207ZM258 54V55H257ZM8 55V56H7ZM118 55H120V56H118ZM191 55V56H190ZM223 56V58H221V57H219L220 58V61L219 60H217L218 59V56ZM249 55V56H248ZM256 56V59L254 58L255 56ZM51 55H49V53H48V55H47V57L46 58H49ZM75 56H78V58H81L80 60H86V59H89L88 61H87V64H86V69L84 68L83 70H77L76 69V67H75V65L74 64H71L70 63V61L71 60H75V59H73L72 57H75ZM117 56V57H116ZM151 56H153V57H151ZM260 56V57H259ZM4 57V58H3ZM84 57H85V59H84ZM188 57V58H187ZM249 57H251V58H249ZM83 58V59H82ZM101 58V59H100ZM110 58V59H109ZM114 57H113V59H115ZM155 60H154V59ZM168 60H167V59ZM9 59V60H8ZM151 59H153V60H151ZM163 59V60H162ZM165 59V60H164ZM203 59V60H202ZM204 59H206L207 60V62H206V60H204ZM216 59V60H215ZM221 59H223L224 61H225V63H223L224 61H222ZM235 59V60H234ZM237 59V60H236ZM242 59V60H241ZM249 59V60H248ZM258 59H259V61H261V59H262V61L261 62H259L258 61ZM65 60L67 61V63H70L71 65H69V64H65L66 62H65ZM111 60V62H109ZM167 60V61H166ZM182 60V61H181ZM188 60V61H187ZM214 60V61H213ZM241 60V61H240ZM178 61V62H177ZM205 61V62H204ZM222 61V62H221ZM236 61V62H235ZM248 61V62H247ZM254 61V63L255 62H257V63H252ZM64 62V63H63ZM152 62H156L155 63V65L154 64H151ZM158 62V63H157ZM163 62V63H162ZM183 62V63H182ZM188 62V63H187ZM220 63V65L221 64H226L225 66L228 68L229 67V65L230 66H232L233 64H231V63H237L236 65L234 64V66L231 68V70L233 71H230V72H232L231 74L230 73H228L227 72V74H226V71L224 70V69H226V67L225 68H222L223 70H221V69H219V68H221L222 67V65H221V67H219V66H217L216 67V65L217 64H219ZM18 63V62H17ZM115 63V62H114ZM247 63V64H246ZM262 63V64H261ZM93 64V65H92ZM112 64V65H111ZM117 64V63H116ZM133 64V65H132ZM178 64V65H177ZM228 64V65H227ZM67 66V68H66V66ZM107 65V66H106ZM120 65V64H119ZM145 65V66H144ZM150 65V66H149ZM173 65H175V66H173ZM185 65H186V67H185ZM197 65V66H196ZM203 65V66H202ZM208 65H210V66H208ZM257 65V66H256ZM65 66V67H64ZM125 66H126V68H125ZM170 66V67H169ZM171 66H173V67H171ZM182 66V67H181ZM249 66V67H248ZM11 67H12V65H11ZM69 67V68H68ZM113 69H112V68ZM191 67L192 68H195V69H192V70H190L191 69ZM205 67H206V69H205ZM207 67H209L208 69H207ZM211 67V68H210ZM214 67V68H213ZM219 67V68H218ZM60 68H64V69H61V71H60ZM66 68V69H65ZM140 68V69H139ZM149 68V69H148ZM153 68V69H152ZM163 68H165V69H163ZM171 68V69H170ZM173 68H174V72H176V71H178V69L179 70H181L182 71V73L180 72L179 74H180V76L178 77V78H174L173 76ZM186 68H188V69H186ZM201 68H203L204 70L203 71H201L202 69ZM218 68V69H217ZM230 68V67H229ZM108 69V70H107ZM153 70V72H152V70ZM212 69L214 70V69H216V70H214V72H212ZM237 69V70H236ZM254 69V70H253ZM63 70L65 71L64 72V74H63ZM97 70H99V71H97ZM112 70L113 71H116V70H118L116 73H113L112 72ZM156 70V71H155ZM199 70H200V72H199ZM205 70H206V72H205ZM228 70H230V69H228ZM72 71V72H71ZM86 71H87V73H86ZM94 71V72H93ZM149 71H151V73L152 74H149ZM193 71H195V72H193ZM253 71V72H252ZM10 72H12V73H14L15 72V68L12 70V71H10ZM9 72V73H10ZM157 72L160 74V72H162L160 75H159V77L157 76L158 74H157ZM163 72H164V74H166V75H162L163 74ZM210 72V74H207V73H209ZM212 72V73H211ZM92 73V74H91ZM154 73H156V74H154ZM202 73V74H201ZM204 73H206V74H204ZM254 73H255V75H254ZM62 74V75H61ZM153 74L155 75V76H153ZM201 74V75H200ZM237 74H239V75H237ZM59 75H61V76H59ZM89 75V76H88ZM103 75V76H102ZM151 77H150V76ZM201 76V77H198V76ZM208 77H207V76ZM245 75V76H244ZM85 76V77H84ZM108 76V77H107ZM148 76H149V79H148ZM156 76H157V79H156ZM190 76L192 77V78H190ZM204 76L205 77H207V79L209 78V80L210 81H205V82H203V79H204ZM230 76H232L231 78H230ZM235 76V77H234ZM238 76H243V77H247V78H245V79H243V77H238ZM261 76H262V78H261ZM60 77H62V78H64V79H60ZM147 77V78H146ZM153 77L155 78V81H154V79H153ZM197 77H198V80H197ZM24 78V77H23ZM42 78V77H41ZM91 78H93V79H91ZM133 78V79H132ZM137 78H138V80H137ZM159 78V79H158ZM190 78V79H189ZM202 78V79H201ZM250 80H249V79ZM255 78V80L253 81V79ZM21 79L22 78H20V81H21ZM25 79H27V78H25ZM37 79V80H36ZM57 79V80H56ZM99 79V80H98ZM137 80V81H135V80ZM142 79V80H141ZM152 79V80H151ZM173 79H175V80H172ZM230 79H232V80H230ZM239 79H243V80H245L244 82H243V80L241 81V80H239ZM24 80V79H23ZM34 80V81H33ZM43 80V79H42ZM95 80V81H94ZM133 80L135 81V82H133ZM145 80V81H144ZM162 80H164V81H162ZM183 81V82H181V81ZM195 80V81H194ZM37 81V82H36ZM98 81V82H97ZM128 81H129V83L131 82V84L132 85H130L131 87H128V89H127V87L126 86H128L129 85V83H128ZM172 81V82H171ZM213 81V80H212ZM239 81V82H238ZM253 81V82H252ZM44 82V83H45ZM137 82H139V84H140V86L139 87H141V90L143 89V87L144 86H146V87H144V89H145V91H144V89H143V91H141L140 90V88L136 85V84H138ZM143 82V83H142ZM203 82V83H202ZM36 83V84H35ZM98 83V84H97ZM115 83H116V85H115ZM119 85H118V84ZM121 83V84H120ZM128 83V84H127ZM134 83H135V85H134ZM142 83V84H141ZM252 83V84H251ZM35 84V85H34ZM105 84H107L108 86L106 87V85ZM138 84V85H139ZM159 84V85H158ZM240 84V85H239ZM25 85V86H26ZM34 85V86H33ZM49 85H47L46 86V84H43L42 85V88H43V86L45 87L46 86V88L49 86ZM93 85H95V86H93ZM100 85H103L101 88H100ZM134 85V86H133ZM143 87H142V86ZM244 85V84H243ZM55 86V87H54ZM132 86H133V88H132ZM164 86H166V88L164 87ZM169 86H170V89H169ZM173 86H176L175 88H177V89H175L174 90V87ZM63 87V88H62ZM126 87V88H125ZM138 89H137V88ZM173 87V88H172ZM24 88H26V87H24ZM65 88V89H64ZM72 88V89H71ZM150 88V89H149ZM152 88V89H151ZM160 88H162V91L160 92V91H158V89H160ZM167 88H168V92H166L167 91ZM207 88V89H206ZM261 88H262V90H261ZM33 89H34V91H33ZM76 89V90H75ZM14 90H16V93H14L13 94V92H14ZM29 90H26V91H29ZM43 90H44V98L45 97H47V98H45L44 99V102L47 100V101H50V100H48V99H51L52 101H50V102H53L52 103V106L53 105H55L56 103L58 104V105H56V108H53V107H55V106H51L50 104V102H49V105L51 106V110L52 111H50V109L49 110H47L49 107H48V105L47 106H45V108L46 107H48L46 110L48 111H46V110H44L43 109V102H42V100H41V98H40V96L41 95H43V94H41L42 92H43ZM113 90V89H112ZM176 90H178V91H176ZM253 90V91H252ZM5 91V90H4ZM36 91V92H35ZM41 92L40 94H36L37 92ZM105 91V92H104ZM108 91H110L109 92V94L107 95V92ZM134 91H135V93H134ZM138 91V92H137ZM176 91V92H175ZM256 91H257V95H255L256 94ZM38 92V93H39ZM55 92V93H54ZM101 92V93H100ZM132 92V93H131ZM145 92V93H144ZM159 94H158V93ZM166 92V93H165ZM175 92V93H174ZM240 92V91H239ZM61 93L62 95V98L64 99L63 100V102H62V100L61 99H58L59 97H61V96H59V94ZM102 93H104V94H102ZM131 93V94H130ZM169 93V94H168ZM170 93H172V94H170ZM174 93V94H173ZM252 93V94H251ZM255 93V94H254ZM9 94V95H8ZM16 94H19V95H16ZM36 94V95H35ZM57 94H58V97H57ZM67 94V95H66ZM69 94V95H68ZM88 94H90V95H88ZM101 94V95H100ZM137 94H139V95H137ZM142 94V95H141ZM155 94H156V96H155ZM238 93H236V95H237ZM45 95H47V96H45ZM71 95V96H70ZM88 95V96H87ZM99 95H100V97H99ZM135 95H137V96H135ZM159 95V96H158ZM161 95V96H160ZM175 95V96H174ZM181 95V94H180ZM179 95V96H180ZM261 95V96H260ZM12 96V97H11ZM17 96H19V97H17ZM69 96V97H68ZM97 96V97H96ZM112 96V97H111ZM124 96H125V94H124ZM140 96V97H139ZM174 96V97H173ZM178 96V97H179ZM222 97H224L225 96V94H223L222 93V95H221ZM251 96H253V97H255V102H254V98L253 97H251ZM8 97H11V99L9 100L8 99ZM24 97H28V100H29V102L30 103H28V102H25L26 100H27V98L25 99ZM42 97V96H41ZM87 97V98H86ZM111 97V98H110ZM208 97H211V96H208ZM213 97H215V95L213 96ZM2 98V99H1ZM15 98V99H14ZM37 98V99H36ZM56 98V99H55ZM131 98V99H132ZM137 98V99H136ZM25 99V100H24ZM43 99V98H42ZM172 99V100H171ZM262 99V100H261ZM7 100V101H6ZM41 100V101H40ZM59 100H61V102L59 101ZM67 100H69V101H67ZM259 100V101H258ZM4 101H6L5 103H3ZM11 101V102H10ZM34 101V102H33ZM55 101V102H54ZM59 103H58V102ZM64 101H65V103H64ZM239 101V100H238ZM257 101V102H256ZM23 102H25V103H28V104H24ZM66 102H69V103H66ZM247 102V103H246ZM3 103V104H2ZM9 103V104H8ZM10 103L12 104L13 103V108L12 109H10V107H12V106H10ZM79 103L77 104V105H79ZM207 103H209L208 101L205 103V102H203L202 104H198L197 106H196V108H195V112L196 113H199V114H197V115H200V114H202L203 115V113H208V111H206V110H208V109H210L209 107L211 106H209V104L208 105H206ZM229 103V106L231 107L232 105V107H234V110L238 107V105H237V100L235 101V102H228ZM236 103V104H235ZM259 105H258V104ZM10 106V107H8V105ZM47 104H48V102H47ZM63 104H61V106L63 105ZM87 104V103H86ZM88 104H87V107H89L88 106ZM38 105H39V107H38ZM206 105V106H205ZM234 105H236V106H234ZM257 105V106H256ZM83 106V105H82ZM86 106V105H85ZM134 106V105H133ZM133 106H130L129 107V110L128 111H130V112H132V116H130L129 118H134V121L132 120V122L131 123H129L128 125H130V126H128V125H126V128H125V130L124 131H126L127 133H124L125 135H123L122 137L121 136H119L118 135V133L116 132V129L115 128H113V130H112V134H110L109 135V139L107 138L106 140H111L110 142H109V146H108V141L106 142V146L107 147H104V148H106V150L105 149H103V150H105L106 152H104V154H105V157H103L104 156V154H102L100 151H102V149H100L98 152L99 153H101V155H100V157H96L98 154V152L97 153H95L93 156H91L93 153H94V151L93 152H91L90 150V152L92 153H90L87 149H85V148H82L81 146H80V144H78V143H80V142H78L77 143V141H76V143H74V141L72 142V143H74V144H72L71 143V145L70 146H74L75 148H73L75 151H78V152H76L77 153V156H75V155H73V153L72 152H75L74 150L70 153L69 151V153L66 155V153L64 154L65 156H61V158L60 157H58V156H60L61 154L59 153V155L57 156L58 158H56V157H51L50 156V154L51 153H53V152H56V151H58V150H54V148H51L52 149V151L53 152H51V151H49V150H51V149H49L48 148V154L46 155V151L44 150L43 152L41 151H39V150H41V149H33V150H31L32 151V153H34V155H32L31 154V157H32V159L30 160V156L28 157V155H29V153H31V151H27V150H30V149H27V147L28 146H26L25 148H23L22 146L21 147H19V148H17L16 150H13L14 151V153L13 152H10V153H12V155H14L15 156V158H16V161H14V160H10L12 157H10L11 156V154H9V152L7 151V150H5V151H7V152H1L0 153V161L3 159V161L2 162H0L1 164H0V189H1V191L2 192H4V194H10L11 195V192L13 191V192H15L14 193V195H21V196H24V192H26V188H22L21 187V185H20V182H21V180H22V182H21V184H26L25 182L27 181V179L29 178V175H30V173H32V172H34V175H40L38 178H37V181H39L40 182V184L41 185H39V186H37V184L35 183L34 184V187L36 186V188L38 189L39 187H41L42 185H44L43 187H46V188H48V189H54V188H57V189H59V188H62L64 185V188L65 189H67V188H69V185H71V184H74V183H78V184H81L80 183V181H82V180H85L86 178H88V177H94L93 175H91V172H93L92 171V169H90L91 167H89V170H88V166H89V163H91V161H93V166H92V168L95 166H98L97 165V160H96V158H98V161L99 162H102V159L103 160H106V164H107V166H106V169H108L107 170V172H106V174H104V176L106 177V182L108 183V182H110L111 184H113V183H115V182H118L119 180H117V178L118 177H120L119 179H121V177L124 179L123 180V182H125L128 178H129V174H127L126 172H129L130 170L132 171V169L133 168H137L138 170H136V171H138L139 172V170H140V172L141 171H143V172H141V175H143L144 174V172L145 171H147V170H145L146 168H144L143 167V163L144 162H147L150 166H153V165H156L155 163H158L157 164V166L161 163V164H163V165H165L166 163H169L170 162V157L167 155V153H166V151H165V148L163 147V150H164V152H163V150L161 149V150H158L159 151V153H157L156 152V150L155 151H149V150H147V151H141V150H139L140 149V147L139 146H141L140 144H143L142 146H144V143L147 141V142H149L148 141V139H145L144 137L145 136H149V132H151L152 131V133H153V136L151 137V138H156L157 137V139H158V134H161V132H159V131H162V130H160L161 129V126L162 127H164V129H166V127L167 126H169V127H167V128H175V127H178L179 126V123H180V118H178V116H176L178 119H176V117H175V115L174 114H167V115H160V113H158L157 114V112H151L150 110L151 109H149V110H147V108L146 109H144L143 108V106L142 105H135L134 107ZM35 107V108H34ZM131 107H133V108H131ZM205 107H207L206 109H205ZM34 108V109H33ZM68 108V107H67ZM66 108V110H69V109H67ZM131 108V109H130ZM204 108V109H203ZM211 112H213L214 111V109H213V107L211 106ZM65 109V108H64ZM134 109V110H133ZM203 109V110H202ZM29 112H28V111ZM197 110V111H196ZM253 110H258V109H253ZM37 111V110H36ZM139 111V112H138ZM142 111V112H141ZM26 112V113H25ZM37 113H38V111H37ZM39 113H40V111H39ZM153 113V114H152ZM40 114H43V113H40ZM58 114H59V112L58 113H56V115L55 116H58ZM3 115V116H2ZM4 115L6 116L5 118H4ZM16 115V116H15ZM52 115V114H51ZM60 115V114H59ZM137 115H139L138 117H137ZM172 115V116H171ZM8 117H12V118H8ZM155 117V118H154ZM202 117V116H201ZM138 118V119H137ZM128 119V118H127ZM126 119V120H127ZM131 119L129 120V121H131ZM135 119L137 120L136 122H135ZM141 119V122H142V125L143 126H146L147 128H145L146 130L147 129H151V130H148V131H145V134L143 133V132H141V129H140V124H139V120ZM175 120V121H173V120ZM197 119H198V117H197ZM257 119H259V118H257ZM257 119L256 120H254L255 122L257 121ZM157 120V121H156ZM259 120H262V118L261 119H259ZM258 120V121H259ZM1 121H0V123H1ZM148 121V122H147ZM126 122H128V120L126 121ZM134 122V123H133ZM264 123V121H259V124H261V126L259 125L258 127V130H260V131H262V130H264V124H262V123ZM163 123H164V125H163ZM145 124V125H144ZM61 127H62V125H60ZM60 126H58L57 127V129H60L61 127ZM136 128H135V127ZM154 127V128H152V127ZM166 126V127H165ZM1 127V126H0ZM130 127L132 128V130L130 129ZM142 127V126H141ZM151 127V128H150ZM157 127V128H156ZM134 128V129H133ZM138 128V129H137ZM159 128V129H158ZM261 128H262V130H261ZM115 129V130H114ZM128 129V130H127ZM163 129V130H164ZM199 129V128H198ZM201 129V128H200ZM63 130V129H62ZM202 130H204V129H201L200 131H202ZM4 132V131H3ZM33 132V134H30V136L31 135H34L35 133H34V131H32ZM198 132L199 131H196V132H194V134L193 135H195L196 133L198 134ZM141 135H140V134ZM143 133V134H142ZM5 133H1V135H0V144H5L6 142H8L10 139H12V138H10V137H5V135H4ZM259 134V136H258V138H260L261 137V135H264V134H262V133H258ZM27 135V134H26ZM25 134H23V135H21L22 136V138L23 137H26L25 138V140L24 141H27L28 139H29V135H27L26 136ZM114 135V136H113ZM138 135V136H137ZM142 135H144V137H142ZM14 136H16V134H14ZM5 137V138H4ZM159 137H160V135H159ZM195 138H199L198 137V135H196V136H194ZM10 138V139H9ZM112 138V139H111ZM122 138V139H121ZM136 138V139H135ZM143 138V139H142ZM161 138V137H160ZM13 139H14V137H13ZM24 139V138H23ZM116 139H117V141H116ZM131 140V141H130ZM6 141V142H5ZM162 141V140H161ZM127 142H129V143H127ZM132 142H134V143H132ZM163 142V141H162ZM248 143H247V147H250L249 149H247V150H249V152H248V154H249V159H248V161L251 163H249L248 161V163L246 162L245 164H243L242 166H243V170H245V171H247V172H249V171H251V168H252V163L254 162V161H257V160H259V157H261L260 155H261V152L259 151V143L256 141V140H254V138L252 139H250L249 138V140L247 141ZM139 143V144H138ZM76 144H78L77 146H76ZM112 144H114V145H112ZM112 145V146H111ZM130 145V146H129ZM139 145V146H138ZM257 145V146H256ZM19 146V145H18ZM80 147V148H79ZM109 147H111V148H109ZM159 147H161V146H159ZM159 147H157V148H159ZM254 147V148H253ZM16 148V147H15ZM21 148H22V150H21ZM78 148L79 149H81L80 151H82V149H85V150H83L85 153H83V151H82V153L81 152H79V150H78ZM162 148V147H161ZM20 149V150H19ZM24 149H27V150H25L26 152H24ZM1 150V149H0ZM19 150V151H18ZM43 150V149H42ZM47 150V149H46ZM139 150V151H138ZM254 150V151H253ZM40 153H39V152ZM97 151V150H96ZM129 151H131V153L129 152ZM29 152V153H28ZM90 153L89 154V156H87V153ZM122 152H123V154H122ZM129 152V153H128ZM163 152V153H162ZM20 153V154H19ZM26 153H28V155L27 156H25L26 155ZM43 153H45V155L43 154ZM62 153H64V151L62 152ZM113 153V154H112ZM133 153V154H132ZM142 155H141V154ZM143 153H144V155H143ZM156 153V154H155ZM130 154H131V156H130ZM262 154H264V151H262ZM108 155V156H107ZM139 155H140V158L139 159H137L138 157H139ZM146 155V156H145ZM163 155V156H162ZM164 155H165V157H164ZM4 156V157H3ZM7 156V157H6ZM34 156V157H33ZM47 156L49 157V158H47ZM81 156V157H80ZM86 156V157H85ZM99 156V155H98ZM157 156H158V158H157ZM166 156H167V158H166ZM259 156V157H258ZM29 158V160L30 161H28V158ZM39 157V158H38ZM51 157V158H50ZM62 157H64L63 158V160H62ZM83 157V158H82ZM93 157V158H92ZM136 157V158H135ZM7 158H8V160H7ZM71 158H72V160L73 161H70L71 160ZM89 158H91V159H95V162H94V160H90V162H89ZM102 158V159H101ZM118 158V159H117ZM123 158V159H122ZM252 158V159H251ZM261 158H264V155H262V157ZM27 159V160H26ZM39 159V160H38ZM101 159V160H100ZM166 159V160H165ZM183 158H181L180 160H182ZM22 160H26V161H28L26 164H22L23 163V161ZM46 160V161H45ZM79 162H78V161ZM108 160V161H107ZM157 160V161H156ZM45 161V162H44ZM56 161V162H55ZM65 161V162H64ZM136 161V162H135ZM21 162V163H20ZM33 162V163H32ZM37 162V163H36ZM39 162V163H38ZM48 162V163H47ZM61 162V163H60ZM76 162V163H75ZM114 162H115V165H114ZM117 162V163H116ZM120 162V163H119ZM127 162V163H126ZM154 162V163H153ZM6 163V164H5ZM44 163H46V164H44ZM96 163V165H94ZM22 164V165H21ZM73 164H75V165H73ZM109 164V165H108ZM136 164H138V165H136ZM139 164H140V166H139ZM37 165L39 166L38 168H36L37 167ZM55 165V166H54ZM91 165V164H90ZM245 165H246V167H245ZM34 166H36L35 168H34ZM80 166V167H79ZM187 166V167H186ZM31 167H33V168H31ZM69 167H71V168H69ZM72 167H73V169H72ZM82 167V168H81ZM109 167V168H108ZM124 167H126V168H124ZM185 167L186 168H184V166H182L181 167V170L180 171H182V173L184 172V174L182 175V177H184V178H188L189 179V181H187V183H189L190 182V184L193 182L194 183V185H195V183H196V181H195V179H194V173L191 171V167H190V165H185ZM81 168V169H80ZM189 168V169H188ZM28 169V170H27ZM70 169H72V170H70ZM124 169V170H123ZM185 169V170H184ZM19 170H20V172H19ZM26 170V171H25ZM51 170V171H50ZM77 170V171H76ZM187 170V171H186ZM80 171H81V174H80ZM87 171H88V173H87ZM258 170H256V171H253V174L255 175V177H254V175H252L251 176V184L252 185H245L244 184V182L242 181L241 183H239V184H242L241 185V187L242 186H244V188H245V186H246V188L244 189V191L246 192H244L243 191V193L242 192H239V193H242L241 195L242 196H244L245 194H247V192H248V194L249 193H251L252 192V190L254 191V189H255V193H253L254 195H252V194H249V197H248V195H245V197H243V199H242V197L241 198H239V199H241V200H239V199H236L235 197H234V195H236L237 193H238V191H240L239 189V185H238V187L237 188H239V189H236L235 190V192H233V191H231V193L229 194V198L227 199V197L223 200V201H220V200H222L223 198H222V195H221V197H220V194L218 195V196H216V199L214 198V201L216 200V202H214L213 200V203H211V205L207 208V207H203L201 210L199 209L200 208V203H202L203 201H202V191H200L199 189H201V188H199V185L196 183V185L195 186H193L192 188H193V190L191 189V191H190V193H186L187 191H189V190H187V188H188V186L186 185V187H185V191H184V193H186L187 195H185L184 193V195L186 196V204L183 206L184 207V210H187V209H189V212L187 213V214H183L181 211H179L178 209V211L179 212H177L176 214V218L174 219V222L173 223H170V224H173V225H170V224H167L166 226H165V228H163V229H161L159 226H157L156 227V229H159L160 228V230H166V228H168L169 227V225H170V229L171 228H174L173 229V231L172 230H170L169 231V228H168V230H166V232L168 231L170 234H168V236H166L167 235V233L165 234L163 231L162 232H160V230L157 232V234L155 235L156 236V238L155 239H153V240H151V238L148 236V235H145V234H141V236L139 237V239H140V242H138V244L141 246H139V245H137V247H135V250L133 249V253L134 254H129V260H127L128 262H122V263H120V262H118V264H184V263H190V264H264V258H262V257H264V256H262V255H264V239H262V238H264V223H262V221H264V218H262V217H264V216H262V215H264V214H262V213H264V211H262V210H264V208H261V207H264V179H261L260 177H262L258 172H257ZM60 172V174L61 175H59L58 173ZM72 172V173H71ZM36 173V174H35ZM115 173H117V174H115ZM181 173V172H180ZM181 173V174H182ZM192 173V174H191ZM27 174V175H26ZM29 174V175H28ZM76 174V175H75ZM93 174V173H92ZM145 174L147 175L146 177H148L149 175H150V172L149 171H147V172H145ZM190 174V175H189ZM16 175V176H15ZM36 175V176H37ZM46 175V176H45ZM113 175V176H112ZM257 175V176H256ZM259 175H260V177H259ZM3 176H5V177H3ZM67 176V177H66ZM69 176V177H68ZM78 176V177H77ZM101 176V175H100ZM108 176V177H107ZM23 179H22V178ZM43 177H44V179H43ZM58 177V178H57ZM64 178L63 180L61 179V178ZM143 178H146L145 177V175L144 176H142ZM193 177V178H192ZM257 177V178H256ZM4 180H3V179ZM20 178V179H19ZM67 178H72V182L73 183H71V179H67ZM80 178H82V179H80ZM260 178V179H259ZM42 179H43V181H42ZM77 179H79V180H77ZM114 179V180H113ZM193 179V180H192ZM254 179H257V181L256 180H254ZM10 182H9V181ZM18 180V181H17ZM47 180V181H46ZM67 180V181H66ZM88 180H89V178H88ZM117 180V181H116ZM122 180V179H121ZM254 180V181H253ZM5 181V182H4ZM8 182V184H7V182ZM93 181V182H92ZM92 181H90L93 185H100L102 182H100L101 180H92ZM62 182V183H61ZM98 182V183H97ZM2 183H3V185H2ZM4 183H5V185H4ZM46 183V184H45ZM106 183V184H107ZM11 184V185H10ZM9 185V186H8ZM17 185H19L20 187L19 188H17L18 186ZM253 185H256L255 187L253 186ZM26 186H29V184H26ZM253 188H252V187ZM51 187H53V188H51ZM195 187V188H194ZM198 187V188H197ZM261 187V188H260ZM232 188H234V187H231L230 189L232 190ZM249 188V189H248ZM258 188V189H257ZM7 189V190H6ZM12 189V190H11ZM252 189V190H251ZM5 190V191H4ZM25 190V191H24ZM72 190H74V189H72ZM247 190V191H246ZM251 190V191H250ZM258 190H261V191H258ZM74 191H76V190H74ZM73 191V192H74ZM226 191V190H225ZM227 191H230L229 190V188H228V190ZM67 192V191H66ZM72 192V191H71ZM223 193H224V191H223ZM235 193V194H234ZM23 194V195H22ZM221 194H222V192H221ZM226 194V193H225ZM224 194V195H225ZM233 194V196H231ZM244 194V195H243ZM13 195V196H14ZM198 195V196H197ZM224 195H223V197H224ZM241 195H239V196H241ZM252 196V200H250L251 199V196ZM141 197L139 198L138 197V200H139V202L140 203H142V202H149L151 199H150V197H151V192L150 191H148V190H144V191H142V193H141V195H140ZM238 195L236 196V197H239ZM247 196V197H246ZM9 197H12V195L11 196H9ZM124 197V196H123ZM123 197H121V198H116V199H114V202H112V203H114V206H116V207H122V206H126L127 204H128V201L126 200V198L124 197V199H123ZM231 197H234V199H236V200H234L235 202L233 203V200L231 199V204L229 203L230 201H228ZM245 198H246V200H245ZM257 199H260V200H262L261 202L259 201V200H256ZM237 200H239V201H247V200H250V201H247L249 204H238V208L236 207L237 206V203H241V202H239V201H237ZM142 201V202H141ZM200 201H202V202H200ZM228 202V203H227ZM246 202V203H247ZM254 202H255V204H254ZM127 203V204H126ZM138 203V202H137ZM139 203V204H140ZM216 203V204H215ZM243 203H245V202H243ZM253 203V204H252ZM257 203H259V206H258V204ZM215 204V205H214ZM230 204V205H229ZM82 206L80 207V209H81V213L80 214H84V215H88L89 214V212H88V209L86 208V206L84 205V204H81ZM233 205V206H232ZM255 205V206H254ZM77 206H79V204L77 205ZM218 206V208H219V210L218 209H215L216 207ZM251 206V207H250ZM253 206V207H252ZM256 207H258V208H256ZM205 208H207V209H205ZM209 208H211L212 209V211H211V209H209ZM225 208H227L225 211H224V209ZM262 210H261V209ZM194 209V210H193ZM209 209V210H208ZM255 209V210H254ZM258 209H260L259 211H262V212H260L259 213V211H257ZM252 210V211H251ZM231 211V212H230ZM248 211V212H247ZM251 211V212H250ZM254 212V213H253ZM258 212V213H257ZM194 213V214H193ZM242 213V214H241ZM244 213V214H243ZM245 213H246V216H248L249 215V217L247 218V217H245L244 215H245ZM250 213L252 214V219H251V217H250ZM26 214H28V216H35V214L34 213H32V212H27ZM196 214V215H195ZM197 214H198V216H197ZM261 214V216H259ZM195 215V216H194ZM223 215H224V217H223ZM254 215V216H253ZM257 216H258V219L257 220H255L256 218H257ZM192 217H197V220L196 219H194V218H192ZM219 217H221V218H219ZM222 217L224 218V219H222ZM226 217V218H225ZM245 217V218H244ZM253 217H255V219H253ZM247 218V219H246ZM53 219H54V217H53ZM53 219L51 220V221H53ZM200 219V220H199ZM220 220L219 222H216L217 220ZM222 219V220H221ZM225 219H228V220H226L227 222H230V224H226L227 222L226 221H224V222H221V221H223V220H225ZM245 219V220H244ZM259 219H261L260 221H261V223H260V221H259ZM23 220V219H22ZM22 220H19V225L18 224H16L15 226H16V228L15 229H8V230H6L7 231V235H9L8 237H5V239H4V241L1 239L0 240V245H2V247L0 248L1 249V251H0V254L3 256V257H5L6 256V254L9 252V251H12V253L14 254L15 252L16 253H18L19 255H18V257H19V259H21L20 257L21 256H23L25 253H27L28 252V248H27V246H26V244H27V239H29V236H30V226H29V224H28V220H26V218H24V220H26V221H22ZM71 220L73 221V218L71 217ZM253 220H255V224L253 223L254 221ZM74 221H76V219L74 220ZM73 221V222H74ZM181 221V222H180ZM183 221V222H182ZM179 222V223H178ZM231 222H232V224H231ZM218 223V224H217ZM221 223H222V225H221ZM238 223V224H237ZM133 224V225H132ZM220 224V225H219ZM223 224H225V225H223ZM249 224V225H248ZM129 225H130V228H129ZM158 225V224H157ZM188 227H186V226ZM199 225V226H198ZM203 225H204V227H203ZM219 225V226H218ZM232 225V226H231ZM236 225V226H235ZM237 225H239V227H237ZM137 227V221H135V223H134V221L133 222H130L129 224H128V226H127V231H132L133 230V228L134 227ZM173 226V227H172ZM183 226H185V228L186 229H189L188 230V232L191 230V229H193L192 231H190L191 233H193V232H197V234L196 233H193V234H191L190 236L191 237H194L195 236V234H196V236L197 237H199L198 235H201V237H202V235L205 237V238H203V239H201V237H199V240H202V242H200V243H203L204 241L203 240H207V242H208V244H207V242L206 243H203L204 245H205V247L203 246V245H200L199 247H201L202 246V249L201 248H198V245L196 246H193L194 244L192 243L193 242V238H191V240H192V242L191 241H188L186 238H187V236L190 234V233H188L187 231H186V229L184 230L183 228ZM201 226H202V228H201ZM219 228H218V227ZM224 226H226V228L225 229H222V227H224ZM135 227V228H136ZM176 227V228H175ZM234 227H236V228H234ZM242 227V228H241ZM134 228V229H135ZM130 229V230H129ZM183 229V231H186L188 234L186 235L185 234V237H184V233H182L183 231H181ZM195 229V230H194ZM211 229V230H210ZM241 229V230H240ZM219 230V231H218ZM248 230V231H247ZM261 230V231H260ZM10 231H11V234H8V232L10 233ZM200 231V232H199ZM212 231V232H211ZM5 232V231H4ZM185 232V233H186ZM177 233V234H176ZM242 233V234H241ZM258 235V236H255L256 234ZM260 233L262 234V236L260 235ZM163 234H165V235H163ZM172 234V235H171ZM237 234H239V235H241V236H239V235H237ZM253 234H254V237L252 238V236H253ZM165 237H163V236ZM252 235V236H251ZM260 235V236H259ZM145 236V237H144ZM190 236H188V238L190 239ZM246 236H248V237H246ZM197 237H195V239H197ZM237 237V238H236ZM244 237V238H243ZM252 238V241H251V238ZM145 238V239H144ZM160 238V239H159ZM161 238H163V239H161ZM218 238V239H217ZM237 240H236V239ZM248 238H250V239H247ZM255 238V239H254ZM144 239V240H143ZM159 239V240H158ZM244 239H246V240H244ZM155 240H156V242H155ZM199 240L197 241V242H199ZM215 240H216V242H217V245L215 244ZM233 240H236V241H233ZM149 241V242H148ZM171 241V242H170ZM176 241H178V242H176ZM195 241V240H194ZM210 241V242H209ZM230 241V242H229ZM243 241V242H242ZM244 241H246L245 243H244ZM249 241H251V242H248ZM25 242V243H24ZM168 242H170V243H168ZM175 242V243H174ZM180 242V243H179ZM229 242V244H227ZM25 245H24V244ZM190 243H192V244H190ZM21 244H23V245H20ZM179 244V245H178ZM189 244V245H188ZM235 244V245H234ZM247 244H249V245H247ZM209 247H208V246ZM214 245H216V246H214ZM20 247V248H17V247ZM177 246H179V247H177ZM244 246H246V247H244ZM22 247V248H21ZM85 246L84 245H82L81 244V249L83 250V259H86V258H88L89 257V254H86L87 252H89L90 253V250L89 249H87L86 247L84 248ZM139 247V249H137ZM181 247H182V249H181ZM194 247H196L195 249V251L194 250H192ZM204 247V248H203ZM215 247V248H214ZM233 247V248H232ZM243 247L244 248H246V250L247 251H244L243 250ZM254 247V248H253ZM27 248V249H26ZM159 248V249H158ZM173 248V249H172ZM176 248V249H175ZM205 248H207V250L209 251V255L206 253V249ZM209 248H210V250H209ZM213 248L215 249V250H213ZM260 248V249H259ZM11 249V250H10ZM86 249V250H85ZM185 249V250H184ZM240 249H242V250H240ZM7 250V251H6ZM19 250H21L20 252H17V251H19ZM164 250H165V252H164ZM193 251V253H192V255H189L190 254V251ZM199 250V251H198ZM200 250H202V252H200ZM211 250H212V252L214 253H212L211 252ZM249 250V251H248ZM260 250V251H259ZM3 251H5V252H3ZM74 252H71V253H66V252H63L62 254H64V256L63 255H61V254H58V252H60V251H57L56 252V259L58 258H62L63 259V257H64V259L63 260H61V261H58V262H60V263H58V264H79V262H76V261H78V249L76 248V250H73ZM136 253H135V252ZM182 251V252H181ZM191 251V252H192ZM62 252V251H61ZM60 252V253H61ZM76 252H77V254H76ZM84 252H85V254L88 256V257H86V255H84ZM205 252V253H204ZM211 252V253H210ZM223 252H224V254H223ZM226 252V253H225ZM244 252V253H243ZM247 252V253H246ZM260 252V254L258 255L257 253H259ZM171 253V254H170ZM199 253V254H198ZM247 254V256L246 255H244V254ZM70 254H72L71 256H70ZM76 254V255H75ZM233 254V255H232ZM257 254V255H256ZM61 255V257H59ZM75 255V256H74ZM99 255H101V256H99V259L101 260V262H102V264H116L117 262H116V259H115V256H114V254H113V251L110 249V247L108 246V245H106V247H105V249L101 252V253H99ZM196 255H199V256H197L198 257V259H197V257H196ZM204 255H206V256H204ZM58 256V257H57ZM68 256V257H67ZM69 256H70V258H69ZM230 256H232V257H230ZM255 256H256V258H255ZM86 257V258H85ZM206 257V258H205ZM248 257V258H247ZM54 258V257H53ZM67 258H69V259H67ZM226 258H228V259H226ZM208 259V260H207ZM210 259V260H209ZM89 260V259H88ZM103 260V261H102ZM136 260V261H135ZM181 260H182V262H181ZM205 260V261H204ZM228 260V261H227ZM56 261V264H57V260H55ZM54 261V262H55ZM199 261V262H198ZM210 261V262H209ZM260 261V262H259ZM205 262V263H204ZM233 262V263H232ZM55 264V263H54Z\"/></svg>",
  "mask_w": 264,
  "mask_h": 264
}]
</instances>
